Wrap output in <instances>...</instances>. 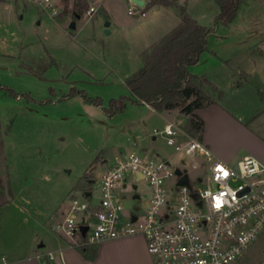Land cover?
<instances>
[{
	"label": "rangeland",
	"instance_id": "obj_1",
	"mask_svg": "<svg viewBox=\"0 0 264 264\" xmlns=\"http://www.w3.org/2000/svg\"><path fill=\"white\" fill-rule=\"evenodd\" d=\"M118 1L115 20L131 24L128 35L115 27L112 33L102 34L103 39L96 34L94 11L87 15L85 10L77 27L69 29L51 20L32 1H0V137L5 154V161L0 159V177L5 188L8 181L9 189L31 209L29 215L35 212V216L29 217L40 221L33 230L46 243L44 249L53 248L51 244L58 232L56 223L64 216L63 211L56 210L57 204L62 198L68 204V196L74 193L83 196L86 177L96 178L98 169L105 168L101 169L103 159L111 158L113 147L145 148L175 162L189 139L180 128L181 122L174 124L176 142L172 144L160 132L165 123L176 121L175 112L152 110L131 100L112 114L105 110L110 98L120 95L136 98L126 86L125 78L142 64V58L129 56L128 50L139 45L136 36L141 26L134 24L136 16L127 12L128 1L120 0L121 5ZM176 1L199 22L214 26L208 42L220 57L227 56L231 64L250 72V84H246V74L241 71L232 70L229 74L232 83L228 85L217 84L213 75H197L195 82L203 102L216 100L226 88L241 87L228 94L224 102L247 120L264 102L263 93L255 95L251 90L253 86L264 89V57L251 56L243 48L264 37V0L242 3L239 16L230 24L219 21L215 24L218 6L214 0ZM149 3L150 0L146 7ZM170 7L177 11L173 5ZM63 14L61 11L57 18ZM94 14L103 15L102 8ZM219 65L217 58L203 52L190 67L217 73ZM220 74L223 75L222 71ZM74 89L83 91L86 97L99 98L100 103L80 93L70 94ZM257 118L263 120L264 114ZM237 140L233 138L231 143L243 142ZM176 144L180 147L176 148ZM241 152L243 149H239ZM184 157L190 163L189 156ZM201 172L196 163L188 164L190 176ZM137 190L144 197L147 183L139 180ZM96 194L93 187L95 197ZM125 194L124 207L130 208L134 203L132 190ZM24 223L25 229L28 220ZM131 236L135 237L137 264H153L144 237L140 233ZM233 264H264V228Z\"/></svg>",
	"mask_w": 264,
	"mask_h": 264
},
{
	"label": "built area",
	"instance_id": "obj_2",
	"mask_svg": "<svg viewBox=\"0 0 264 264\" xmlns=\"http://www.w3.org/2000/svg\"><path fill=\"white\" fill-rule=\"evenodd\" d=\"M127 1L129 14L146 16L149 0L141 5ZM36 2L45 12H59L54 0ZM94 10L89 6L85 13ZM174 124L160 130L169 144L176 142ZM186 134L184 152L175 162L137 149L115 153L112 163L81 190L82 197L68 196L56 229L79 247L140 233L153 264H233L264 228V162L251 154L234 163L223 161L201 138ZM195 163L202 172L190 176L188 164ZM184 172L189 184L178 182ZM139 180L148 191L142 197L136 187L139 198L132 193L134 203L125 208V192ZM57 253L62 255L60 249ZM54 256L53 250L46 252L47 259Z\"/></svg>",
	"mask_w": 264,
	"mask_h": 264
},
{
	"label": "crops",
	"instance_id": "obj_3",
	"mask_svg": "<svg viewBox=\"0 0 264 264\" xmlns=\"http://www.w3.org/2000/svg\"><path fill=\"white\" fill-rule=\"evenodd\" d=\"M29 1L34 2L40 8V10L44 12L51 20H54L57 24L60 25L64 24L67 28H69L68 24L72 19H75L77 27L78 19L84 16V14L82 13L80 17L71 18V13H73L74 15V0H54V3L59 11L58 14L61 11H63L64 13L62 18H57L58 14L52 15L48 12L43 11L36 0ZM84 1L87 3V8L89 6L95 7L92 18L93 24L96 25L95 30L98 37L103 39L102 34L108 35L112 33L115 30V27H117L118 29H122L125 33V36L128 35L131 24H129L127 21H120L119 19L115 20V17H117L118 14L115 6L117 0ZM118 2H121L120 5L123 4V2L120 0ZM245 2H247V0H244L242 3ZM242 3L239 5L237 13L231 21L227 23H221L230 24L235 21L240 14ZM65 4H67L66 7ZM123 6L124 8L126 7L125 4ZM100 8H102L103 15L98 16L94 14L97 9ZM136 18L137 19L134 24H139L141 26V29L136 36L137 43H139V45L133 50H128L129 56H135L137 59L141 57V53L146 48H148L152 43L169 32L181 20L178 12L170 7V5L164 4L159 1L153 2L151 0L150 5L147 6L146 16H136ZM39 22L40 20H37V23ZM106 28L109 29L108 32L105 31ZM213 31L214 29L211 32ZM211 32L209 34H211ZM255 32L259 33V30L256 29ZM208 38L209 36L207 37V47L203 52H206L209 57H215L218 59L220 63V65L218 66L219 71L217 73H212L209 70H192L189 66L190 71L196 75L216 76V83L224 85L232 83V79L229 77V74L232 73V70H235L237 72L241 71L246 74V84H250V72L241 68V66L239 65L234 66L233 64H231L232 61L229 57H220L217 51L209 46ZM243 48L245 53L248 52V54H250L251 56L260 54L264 57V37H262L258 41H255L254 44H251L250 47ZM202 53L200 54V57ZM221 71L223 75L220 74ZM225 71H228L227 75ZM240 88H234L232 90L226 88L225 92L220 97H217L216 100H212V102L194 110V112H196L203 119V129L200 138L223 161L234 163L241 156L245 154H251L258 157L264 162V118L263 120H258L257 118L259 114H264V102L257 107L256 112H252L251 117L247 120L241 118L243 117L242 113L235 112L232 107L230 108L224 102L225 99H228V94L234 91L236 92L240 90ZM228 90L229 92L227 93L226 91ZM251 90L255 95H257L258 93L264 94V89H261L259 87L253 86L251 87ZM138 103L145 104L152 110L156 111H166L170 114L175 112L178 118H176V121L175 119L173 120L169 118L171 119L169 122H181L182 124L180 127L184 129L183 124H185L187 114L180 112L178 107L157 110L145 101ZM184 131L186 130L184 129ZM186 133L188 132L186 131ZM233 138L238 139L237 141L241 140L243 142H239L237 145H233L231 143V141H233ZM130 149H137L141 152L160 155L158 152H149L145 148L113 147L111 150V158L103 159L101 169H103L104 166L106 168L112 163L115 153L119 152L120 150ZM239 149H243V152L239 153ZM103 170L98 169L96 177ZM91 179L93 180L94 178ZM67 205L68 204H65L64 198H62L61 201L57 204L56 210L59 209L65 212ZM30 211V208H27L23 205V202H21L19 195L16 192L12 191L11 189H9L8 191L7 188H3L0 190V264H46L47 261L53 264H105L106 262H110L111 264H137L139 262L135 237L131 235L102 239L96 244L88 245L86 247H79L75 246L69 237L58 231L53 244H51L53 248L44 249V247H46V243L43 241V239L39 238L36 235L37 232H34L33 230L35 226L40 225V223H38L40 221L38 220V218L34 219V217H29L32 216V214L35 216V212L33 211L31 212L32 214L29 215ZM27 217L29 219H27ZM49 218L50 216H48L47 219ZM25 220H28V223L26 228L24 229L23 227L25 225ZM59 249L62 251V255H59L57 253ZM96 249L97 253H95ZM48 250H53L55 252L54 259H52L55 260V263L52 262V260L46 258V252ZM87 251L89 252V254L93 253V255H86ZM86 256L91 258V262L89 261V259H87Z\"/></svg>",
	"mask_w": 264,
	"mask_h": 264
},
{
	"label": "trees",
	"instance_id": "obj_4",
	"mask_svg": "<svg viewBox=\"0 0 264 264\" xmlns=\"http://www.w3.org/2000/svg\"><path fill=\"white\" fill-rule=\"evenodd\" d=\"M176 7L180 15V22L160 39L152 43L141 53L142 64L125 78V84L136 98L125 95L109 99L105 108L112 114L123 109L127 100L134 102L145 101L157 110L178 107L179 111L187 114L184 129L191 135L201 137L203 119L194 110L202 107L212 100L203 102V95L195 82L196 74L189 69L195 64L200 54L207 47L208 34L214 26L202 24L191 16L183 4L176 0H151ZM244 0H215L218 12L215 24L219 21L227 23L237 13L239 5ZM150 5V3L148 4ZM67 4H65V7ZM87 9L84 0H74V17L76 13L82 14ZM80 93L86 99L100 103L99 98L86 97L81 90H73L70 94ZM192 97L191 99H189ZM189 99V100H188ZM0 159L5 161L3 151V138L0 137ZM6 167V163L4 162ZM91 178L86 177L89 184ZM5 188V183L0 177V190ZM6 188L9 191L8 181ZM86 255L92 256L89 252Z\"/></svg>",
	"mask_w": 264,
	"mask_h": 264
},
{
	"label": "water",
	"instance_id": "obj_5",
	"mask_svg": "<svg viewBox=\"0 0 264 264\" xmlns=\"http://www.w3.org/2000/svg\"><path fill=\"white\" fill-rule=\"evenodd\" d=\"M134 1L137 2L140 5L143 4V2H144V0H134ZM75 17H80V14L76 13ZM68 27L71 28V29H74L76 27L75 19H72L69 22ZM105 31L108 32L109 29L106 28ZM175 173L179 174V173H181V170L179 168H176L175 169ZM178 182L179 183L189 184L188 183V177H187V173L186 172H184L181 175V177L179 178V181ZM136 187H137V185L136 184H133V188H136ZM133 197L134 198H139V193L138 192L134 193L133 194ZM85 230H86V226L85 225H81V231H82V233H84ZM46 264H52V263H50V262L47 261Z\"/></svg>",
	"mask_w": 264,
	"mask_h": 264
},
{
	"label": "flooded vegetation",
	"instance_id": "obj_6",
	"mask_svg": "<svg viewBox=\"0 0 264 264\" xmlns=\"http://www.w3.org/2000/svg\"><path fill=\"white\" fill-rule=\"evenodd\" d=\"M136 188H133V185H132V193L134 194V193H136Z\"/></svg>",
	"mask_w": 264,
	"mask_h": 264
}]
</instances>
